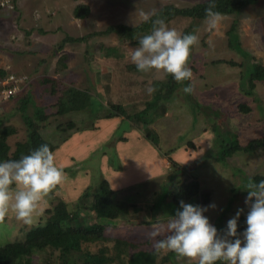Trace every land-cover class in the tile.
I'll list each match as a JSON object with an SVG mask.
<instances>
[{"label": "rangeland", "instance_id": "rangeland-1", "mask_svg": "<svg viewBox=\"0 0 264 264\" xmlns=\"http://www.w3.org/2000/svg\"><path fill=\"white\" fill-rule=\"evenodd\" d=\"M205 1L16 0L11 9L0 10V71L4 72L0 77L4 79L7 74H13L24 78L16 96L0 102V132L4 126L17 129L16 135L7 139L10 151H13L14 142L23 141L26 137L22 115L31 116L33 105L41 107L48 115V125L40 133L44 139L60 145L53 154L57 166L64 172L62 182L41 202L39 208L42 211L34 216L33 224H23L13 212L8 213L0 223V245L24 239L25 233L41 220V216L45 219L44 211L60 200L73 212L79 195L97 178L105 179L114 186V190L117 189L113 196L115 199L141 205L135 208L137 217L105 225L106 236L137 240L140 243L136 246L141 247L139 250L142 252L157 250L159 254L155 264H195V261L180 256L170 261L164 258L168 250L155 247L156 241L166 235V220L179 208L172 198L175 186L180 183L195 180L199 184L198 195L185 203L216 204V208H209L204 214L218 230L225 228L226 221L237 209L247 211L244 204L246 194L242 191L234 193L233 190L242 185L245 178L264 176V145L253 154L230 149L231 156L219 163V146L212 124H216L219 132H228L229 137H236L241 146L256 139L264 141V81L255 82V88L251 89L247 74L249 64L264 66V0L237 14L220 15L214 26H210V17L201 21L190 18L166 21L168 27L179 33H194L198 37V42L191 47L188 61L192 77L178 86L170 100L159 97L150 112L151 123L148 126L132 127L128 122L118 121L110 135L124 140L113 141L114 138L107 134L104 140H96L97 143L101 141L102 147H92L94 139L86 133L96 131L98 124L107 120L98 119L91 123L88 112L63 116L56 113L58 99L70 88L89 92L103 105L114 102L127 104L136 111L144 109L157 94L164 92L163 84L170 79L162 69L147 72L134 69L130 59L131 50L138 46L135 42L152 28L133 34V41L105 31L110 26H139L146 21L141 16L142 12L149 14L150 18L165 6L183 8ZM78 5L89 7V14L83 19L73 16ZM232 28L234 30L228 34ZM66 37L81 40L62 43ZM229 62L242 63L243 67L232 66ZM46 78L51 82H44ZM185 85L191 86L190 93L183 91ZM52 88L54 92H51ZM149 88L153 90L150 92ZM26 96L33 104L29 103L22 112L20 102ZM240 105L249 111L245 112ZM72 121L80 129L90 124L95 128L80 130L67 139L66 133L57 130V126H65ZM149 130L154 132L152 141L145 138ZM132 133H137L138 136L135 134L134 137H142L147 145L141 147L142 151L151 148L157 158L164 157L168 170L118 190L116 183L122 180L124 173L127 175L129 166L128 159L124 165V158L119 156L118 142L127 141L125 145H130L126 151H134L135 146L129 141ZM190 141L194 148L187 147ZM103 153L109 157L108 169L117 174L118 182L112 174H104L101 167L106 158L101 156ZM164 153L168 157L163 156ZM134 155L130 154L131 157ZM168 158L176 162L178 168L186 167L188 170L187 173L176 174L174 185L169 183V177L177 167H173ZM139 166L144 168L145 161H141ZM146 174L152 175L147 171ZM153 220L162 223L140 224ZM72 222L73 230L84 231L80 219ZM102 245L96 244V248ZM139 250L133 247L118 264H128V259ZM146 254L137 253L132 258L139 264L145 263L148 260ZM32 260L33 264H43L37 254ZM77 264H82V261Z\"/></svg>", "mask_w": 264, "mask_h": 264}, {"label": "trees", "instance_id": "trees-1", "mask_svg": "<svg viewBox=\"0 0 264 264\" xmlns=\"http://www.w3.org/2000/svg\"><path fill=\"white\" fill-rule=\"evenodd\" d=\"M258 1L259 0H215L214 11L219 12L220 15L237 14L242 9L254 5ZM207 7H209V0L183 8H176L171 5L165 6L137 27H126L120 25L110 26L107 28L105 33L113 32L133 41V34L142 33L146 29L153 27V20L163 19L166 22L173 20L174 18H190L192 20L201 21L209 17L205 12ZM88 14L89 7L86 5H78L73 11V16L76 19H83ZM233 30L234 28H232L228 34H230ZM73 40L76 41L81 39L66 37L62 43ZM234 42H236V45L238 44L237 40ZM135 43L138 44V41ZM229 63L232 66L243 67L242 63ZM135 68L136 67L134 66V69ZM3 74L4 72L0 71L1 77ZM247 74L248 86L251 89H254L256 85L255 82L264 81V66H253V64H249V71ZM168 78H170L169 81L163 84L164 92L162 91L159 95L157 94L153 102L148 104L144 109L138 111L123 103L119 104L107 102L106 105H103L98 99H96L98 101H95L94 97L92 98L89 92L70 88L65 90L63 95L58 99V109L56 113L63 116L67 113L81 114L82 112H88V118L91 123L92 121L98 119L110 120L119 118V121L122 123L128 122L132 127L135 125L138 127L148 126L151 123V120L149 119L150 112L154 109V103L156 104L159 97L161 99L169 98L170 100L173 92L178 88V86L185 84V81H175L171 74L168 75ZM43 81L51 82L48 78L43 79ZM51 92H54L53 88ZM246 93L248 94L250 92ZM20 103L21 111L24 112L27 105L32 103V101L28 96H26ZM32 107L33 112L31 116L25 113L22 115L23 123L26 126V137L23 141L18 140L14 142L13 151H10L11 147L7 139L16 135L18 132L17 129L12 126H4L1 129L0 160L18 159L21 155L28 154L31 150L37 148L43 143H47L53 153L60 147V145L54 144L42 137L40 131L48 125V115L44 113V110L41 107H37L35 105ZM239 107H244L245 112L249 111L244 105H240ZM194 120H196V118H194ZM57 128V130L65 132L67 136L66 138L69 139L71 134H74L75 132H79L84 129L92 130L95 127L90 124L87 128L80 129L76 126L75 122L72 121L68 122L65 126H57ZM212 130L219 146L217 152V161H219V163H222L224 158L231 156L232 152L230 149L234 148L245 154H253L264 145L263 140L256 139L248 142L245 146H241L236 137H229L228 132H219L216 124H212ZM153 133L154 132L150 130L147 131L145 138L148 141H152L154 137H152V135H154ZM117 139L121 140L123 138L118 137ZM219 140L221 141L219 142ZM187 147L194 148V144L190 141L188 142ZM163 156L168 157L167 153H164ZM168 160L173 167H177V169L174 170L175 172H173V174L169 177V183L171 182L174 185L173 180L176 178V174L181 175L187 173L188 170L186 167L178 168V164L171 158H168ZM249 179L259 181L264 179V176L256 175L254 177L243 179V184L235 187L233 192L236 193L242 191L245 195L246 190L241 189L244 188V185L249 181ZM92 183H89V185L77 198L78 202L73 212L69 211L64 201L60 200L52 208L44 211L43 214L46 216L45 219L41 216V220L25 233L24 239L0 245V264H33L31 262L33 261L32 257L35 254L39 256V259L43 264H77V262L80 261H82V264H118V262L123 260V257L127 255L128 251H132L133 247L139 250L141 247L138 248L136 246H139L138 243H140L137 240L130 241L121 237H107L105 234V225H111L121 219H132L130 217H137L138 211H136L135 208H140L141 205L137 203L127 204L123 201L115 199L113 196L118 191L114 190L105 179L99 180L97 178ZM198 191L199 184L195 180L180 183L175 186V193L172 200L175 204H179L180 201H189L192 197L198 195ZM245 213L246 211L244 209L239 217L238 231L244 227ZM77 218L80 219L84 225L83 232L72 229V221ZM4 220L5 218L0 220V223ZM102 220H106V222H102ZM159 223L162 222L153 220L145 221L140 224L151 225ZM99 243H102L103 245L96 248V244ZM139 251L134 253L132 257L136 256L137 253H147V262L141 264H155L159 254L157 250L149 252ZM43 254L46 255L42 256ZM177 256L178 255L175 252L167 251L164 258L171 261V258L173 259ZM132 257L128 259V264H139L137 261L133 260ZM217 264H219V262H217Z\"/></svg>", "mask_w": 264, "mask_h": 264}, {"label": "clouds", "instance_id": "clouds-1", "mask_svg": "<svg viewBox=\"0 0 264 264\" xmlns=\"http://www.w3.org/2000/svg\"><path fill=\"white\" fill-rule=\"evenodd\" d=\"M214 8L215 0H209L205 12L210 17V26L220 16ZM141 16L149 18L147 13L142 12ZM152 23L151 31L139 37L138 46L130 52L136 69L143 72L162 69L177 82L190 80L192 70L188 61L191 47L198 42L197 35L181 34L163 19ZM183 91L190 93L191 86L185 85ZM3 101L6 100H0ZM63 179V169L57 166L47 143L18 159L0 160V220L11 211L21 223L33 224L34 216L42 211L41 202ZM243 190L247 211L240 231L238 220L243 209H237L225 228L218 230L204 214L217 207L214 202L202 206L180 201L179 208L167 220L166 235L156 241L155 247L173 251L195 264H264V179H249Z\"/></svg>", "mask_w": 264, "mask_h": 264}, {"label": "crops", "instance_id": "crops-1", "mask_svg": "<svg viewBox=\"0 0 264 264\" xmlns=\"http://www.w3.org/2000/svg\"><path fill=\"white\" fill-rule=\"evenodd\" d=\"M116 119L117 118L110 119L107 121H101V124L100 125L98 124L99 128L96 131L86 133V134L90 135V138L92 137L94 139V143L91 144L92 147L95 145H96L95 147H97V148L102 147L101 141L104 140V138L107 136V134H109V138H114V136L110 135L111 134L110 132L114 131L113 129L119 121V119L118 120H116ZM135 134H137V133L130 134L131 136L129 138L130 143L135 146L134 151H130V152L126 151V148H128V146L130 145V144L127 146L125 145V143H127V141L126 142H124V141L118 142V150H120V151H118V153H119V156L124 158L123 164L127 165L125 162V160H127V159L129 162L128 163L129 166H128V169L126 172L127 175L125 176V173H124L121 181L116 179L117 174L113 173V171H110L111 169H108V167L110 165L107 163V161L109 159V157H107V154L106 153L101 154L102 157L106 158L102 162V167H101V168H103L102 170H103L104 174H112L111 176L114 179H116V182L119 181L118 183H116V185L120 189L131 186V185H133L134 182H141V181H144V179L146 180L148 178L154 177L155 175L163 174V172H166V170H168L167 164L165 165L166 160L164 159V157L162 159L157 158V156H155L156 152L154 150H152L151 148L142 151L141 147L145 148V147H147V145L145 144V142H143L142 137H140V139L137 138L138 134L136 137H134ZM97 139H101V141L97 143L96 142ZM113 141H119V140L117 138H114ZM108 145H110V144H107V146ZM133 153L135 155L131 157L130 154H133ZM109 161H110V159H109ZM141 161H145V163H146V166H144V168L139 166V163ZM110 163H111V161H110ZM146 171L151 172L152 175H147ZM111 187H114V186L112 185ZM115 190H117V189H115Z\"/></svg>", "mask_w": 264, "mask_h": 264}, {"label": "built area", "instance_id": "built-area-1", "mask_svg": "<svg viewBox=\"0 0 264 264\" xmlns=\"http://www.w3.org/2000/svg\"><path fill=\"white\" fill-rule=\"evenodd\" d=\"M16 0H0V10L1 9H11L13 3ZM23 77L18 78L13 74H7V76L0 80V100H7L14 97L19 91V85L23 82Z\"/></svg>", "mask_w": 264, "mask_h": 264}]
</instances>
